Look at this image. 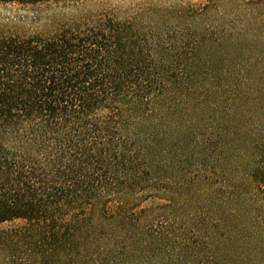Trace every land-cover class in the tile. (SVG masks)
<instances>
[{"label":"trees","instance_id":"trees-1","mask_svg":"<svg viewBox=\"0 0 264 264\" xmlns=\"http://www.w3.org/2000/svg\"><path fill=\"white\" fill-rule=\"evenodd\" d=\"M0 264H264V0H0Z\"/></svg>","mask_w":264,"mask_h":264},{"label":"rangeland","instance_id":"rangeland-1","mask_svg":"<svg viewBox=\"0 0 264 264\" xmlns=\"http://www.w3.org/2000/svg\"><path fill=\"white\" fill-rule=\"evenodd\" d=\"M107 3H110V4H120L122 6H127L129 5V3L132 1V0H105Z\"/></svg>","mask_w":264,"mask_h":264}]
</instances>
